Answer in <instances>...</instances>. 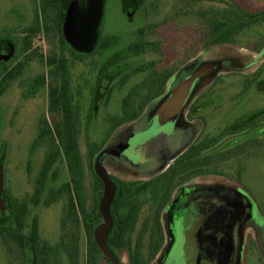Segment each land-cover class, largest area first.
<instances>
[{"label": "rangeland", "instance_id": "obj_1", "mask_svg": "<svg viewBox=\"0 0 264 264\" xmlns=\"http://www.w3.org/2000/svg\"><path fill=\"white\" fill-rule=\"evenodd\" d=\"M43 5L0 0V78L3 67L24 66L0 92V226L10 227L11 196L28 204L25 233L36 219L41 240L36 256L31 246L0 238V264H71L76 250L79 264H111L102 252L88 260L85 223L93 215L96 162L116 185L110 249L122 264H179L173 260L178 223L189 236L188 226L201 225L205 211L219 206L226 215L214 222L229 226L228 242H208V264H264V0H102L98 23L80 41L67 30L64 0L61 32L56 22L42 19ZM36 12L41 26L32 36L27 31ZM225 14L233 16L223 33L230 43L209 45L216 37L204 42L208 22ZM30 36L32 46L24 53ZM105 38L112 44L99 50ZM136 43L137 54L129 51ZM116 54L122 61L101 75ZM181 60L163 97L134 123L120 124L140 112L145 91L125 115L123 100L143 84L145 67L156 62L158 69L171 68ZM203 69L171 133L157 141L164 156L153 157L148 149L155 142H148L147 133L160 108L181 82ZM64 81L68 90L61 89L53 109L52 89ZM52 110L58 111L54 119ZM44 121L61 149L71 128L79 133L88 201L86 213L76 207L79 223L62 191L71 180L63 154L40 202H32L52 145L49 137L38 139ZM90 144L98 150L94 172ZM192 146L194 152L187 153ZM186 246L187 257L195 250L205 254L193 243Z\"/></svg>", "mask_w": 264, "mask_h": 264}, {"label": "trees", "instance_id": "obj_2", "mask_svg": "<svg viewBox=\"0 0 264 264\" xmlns=\"http://www.w3.org/2000/svg\"><path fill=\"white\" fill-rule=\"evenodd\" d=\"M45 6L43 5V13L45 20H53L57 23L58 30L61 32V8H62V0H41ZM216 20H211L208 22V31L205 37H202L204 42H208L211 40V38L216 37L209 43V45H221L230 43V40L227 39V35H223L224 32H226V27L231 22L233 16L232 14H225L224 16H216ZM41 26V17L36 12L35 18H34V27L31 29H28V33L32 36L39 33ZM225 34V33H224ZM112 44V40L110 38H105L100 42V45L98 47L99 50H104L110 47ZM32 46V38L31 36L29 38L25 39V43L23 46V52H27ZM141 49V43H136L129 46V51H133L139 53ZM54 61V62H53ZM122 61V56L120 54H116L112 57H110L106 63L101 68L100 74H105L110 68L113 66L119 64ZM53 63H55V59H52ZM185 63V60H181L179 64L173 65V67L169 68H163L158 69V65L156 62L150 64V66L145 67L148 68L149 74L142 85H139L137 87H134L131 89V91L128 93V95L123 100V111L124 115L128 112V109L131 107V103L134 100L135 97L139 96L141 92L145 91V99L141 105L140 112L127 119L126 121L120 123H131L136 121L143 110L151 104L153 101L159 99L164 95L167 83L169 79L173 76V74L176 72V70L179 68V66L183 65ZM2 71L5 73L3 78H0V92L6 88L11 82L16 80L20 77V75L24 71V66L22 63H19L13 68H9L7 66L3 67ZM46 84V79L43 76L41 78L40 86L43 87ZM56 84V83H55ZM64 90L67 92L68 90V83L67 81H64L62 83V87L59 88L58 85H55L52 89V95L54 97L52 101V108L55 109L60 105L61 97H59L60 91ZM67 104V103H66ZM65 105V102H64ZM58 111L52 110V117L58 115ZM44 126L42 128L41 133L39 134L38 139L40 141L45 140L46 138L52 139V145L49 152V155L47 159L45 160L42 170L40 173V176L38 177V187L35 192V196L33 198V203L37 205L42 197L44 187L46 185V182L49 177V173L51 169L53 168L54 164L57 162L58 158L63 154L67 166L68 171L71 177L70 182L63 185L62 191L66 192L69 197L70 207L72 208L73 215L75 220L78 222V212L76 211V207L80 206L82 209V212L86 213L88 211V201L85 194V171H84V164L82 160V156L79 149V133L76 129H70L65 136V143L63 145V149H61L57 142L54 140L52 127L51 125L44 121ZM118 124V125H120ZM194 152V146H192L187 153ZM98 153V150L95 149L94 145H89V166L94 172V158L96 154ZM200 154V153H197ZM175 165L171 166L169 171L171 169H174ZM173 179V178H172ZM94 183H95V192L96 196L93 199L92 205H91V211L92 217L90 218L89 222L85 223L86 228V235L87 240L89 243V255L88 260L89 262H93L95 260L98 253H101L99 250L97 244L94 240V231L95 229L102 223V217L99 213V202L102 198L103 194V185L101 180L96 176L94 173ZM8 205L10 210V227H4L0 226V238L6 241L7 243H19L20 245H29L32 247L34 253L36 256H39V246L41 244L40 235H39V226H38V220H34L33 225L31 227V230L29 233H25L26 229V218L29 214V207L26 202H19L15 199H13L11 196H8ZM112 213V209H111ZM1 219V216H0ZM113 232V231H112ZM111 235L108 239V244L110 246L111 241ZM71 264H79L78 262V252L77 250L74 251L72 258H71Z\"/></svg>", "mask_w": 264, "mask_h": 264}, {"label": "water", "instance_id": "obj_3", "mask_svg": "<svg viewBox=\"0 0 264 264\" xmlns=\"http://www.w3.org/2000/svg\"><path fill=\"white\" fill-rule=\"evenodd\" d=\"M101 8L102 0H64L63 15L67 30L73 34L77 41L81 40L83 32L88 34L90 28L98 23ZM204 72V69L200 70L175 88L158 112V118L161 122L164 120L171 122L178 117L186 100L190 97L194 81ZM95 174L102 182L103 194L98 205L102 223L94 231V240L103 256L111 264H122L108 244L113 229L111 209L116 197V185L111 180L107 170L98 162L95 163Z\"/></svg>", "mask_w": 264, "mask_h": 264}, {"label": "flooded vegetation", "instance_id": "obj_4", "mask_svg": "<svg viewBox=\"0 0 264 264\" xmlns=\"http://www.w3.org/2000/svg\"><path fill=\"white\" fill-rule=\"evenodd\" d=\"M162 97H160L159 99H161ZM159 99H157V100H159ZM157 100L153 101L152 103L156 102ZM148 106H150V104ZM140 116H139V118L142 117V116L141 117ZM174 121L175 120H173L171 122H167L166 120H164L161 122L160 119L158 118V116L155 117L153 124L147 133V135L151 136V138L148 142L149 143L155 142L154 145L152 146L153 148L149 147V149H148L149 153L153 157L159 158V157L164 156L163 153L165 152V148L161 144L158 145L159 143L157 141H160V139L163 140V138L166 137L164 135H169L171 133L170 130H172V128L174 126L173 125ZM134 122H132V123H134ZM156 144L158 146H155ZM160 161H161V159H159L157 162H160ZM170 166H172V165H170ZM170 166L168 168H170ZM224 210L225 209L222 206H219V207H216L214 209H211L212 212H210V213H208V210L205 211V214H204L203 220H202L203 222L201 225L194 224L192 226L191 225L188 226V232L194 233L193 235H192V233H190L188 236L186 226L184 224H181V222L178 223V226H176L177 227L176 230H177L178 235L176 237V244L174 245V251H173V257H174L173 260L176 263H179V264H186V263H188V264H208V246H209L208 242L210 244L212 242H220V246H222V247L226 246V244L228 242V231L230 230L229 226L227 227L226 224H224V222L223 223L214 222V217H216V215H221V216L226 215V212ZM187 242L190 244L193 243L194 247L196 249L204 248L205 254L199 255L198 252L195 250V251H192V254L191 255L189 254V256L187 257V255H186ZM197 256H198V258H197ZM222 258H223V256H222Z\"/></svg>", "mask_w": 264, "mask_h": 264}, {"label": "crops", "instance_id": "obj_5", "mask_svg": "<svg viewBox=\"0 0 264 264\" xmlns=\"http://www.w3.org/2000/svg\"><path fill=\"white\" fill-rule=\"evenodd\" d=\"M189 99V98H188ZM188 99L186 100V102L188 101ZM186 102H185V104H186Z\"/></svg>", "mask_w": 264, "mask_h": 264}]
</instances>
